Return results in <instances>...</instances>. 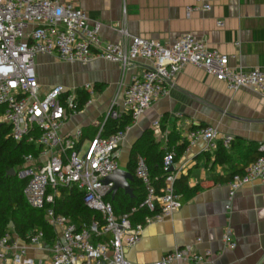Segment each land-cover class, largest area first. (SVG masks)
Listing matches in <instances>:
<instances>
[{
    "label": "built area",
    "instance_id": "1",
    "mask_svg": "<svg viewBox=\"0 0 264 264\" xmlns=\"http://www.w3.org/2000/svg\"><path fill=\"white\" fill-rule=\"evenodd\" d=\"M196 1V5L185 6L186 15L193 10H210L215 0ZM223 24L222 20L217 21L218 26ZM100 26L71 0H0V122L10 127V136L16 141L25 139L35 145L37 151L23 156V164L15 174L26 182L23 191L28 204L43 210L46 223L54 232L47 241L42 229H34L19 245L8 230H0V264H130L125 249L139 241L144 225L181 207L174 182L184 164H176L174 150L166 153L162 159L163 184L156 189L149 179L145 159L138 156L135 174L146 193L137 206L120 215L105 200L113 184L103 180L118 168V149L129 125L167 93L173 76L185 65L203 69L224 81L231 91L245 88L264 99L263 69H233L227 54L208 47L192 33H182L173 43L161 44L120 29L121 41L105 42L95 49ZM41 53L55 54L70 63L102 58L119 63L123 70L139 58L149 60L150 64L131 77L120 103L111 100L99 130L82 143L80 128L68 135L60 133L68 113L74 112L76 91L71 93L56 84L40 93L34 58ZM83 89L89 95L94 93L90 84ZM125 112L132 117L130 124L107 136L101 134L107 118H118ZM152 125L157 128L158 121ZM232 141V135L220 133L211 125L196 126L186 131L183 152L199 142L204 143V150L213 151L218 143L229 147ZM258 150L260 154L242 172L230 177L229 200L243 183H264V142ZM73 186L82 191L84 205L98 213L90 221L77 224L56 212L61 188ZM142 210L147 211L143 220L134 222L132 217ZM222 240L228 248L236 246L230 227L225 228ZM44 241L48 242V260L34 263L22 258L28 245L41 246ZM210 257V250L200 254L191 245H185L166 251L152 264H202Z\"/></svg>",
    "mask_w": 264,
    "mask_h": 264
},
{
    "label": "crops",
    "instance_id": "2",
    "mask_svg": "<svg viewBox=\"0 0 264 264\" xmlns=\"http://www.w3.org/2000/svg\"><path fill=\"white\" fill-rule=\"evenodd\" d=\"M71 1L86 11L90 21L101 23L95 49L105 42L121 41L120 29L161 44L173 43L179 35L189 32L203 39L208 47L227 54L233 69L264 70V0H215L210 10H193L189 15L185 6L196 5V0ZM218 20L223 21V26L217 25ZM149 64V60L139 58L123 70L119 63L102 58L88 63H70L45 53L34 58L41 94L56 84L73 91L84 90L85 84L95 86L87 103L69 112L60 128L63 135L80 128L82 143L99 130L111 100L120 103L131 77ZM156 120L158 127L154 128ZM200 125H211L220 133L232 135L234 146L229 152L233 164L242 167L248 148L245 142H264V99L245 88L231 91L224 81L203 69L185 65L173 76L167 93L129 125L118 149V168L131 173V147L144 131L152 130L161 148L168 146V135L175 133L178 139L172 145L174 150L175 145L184 143L187 130ZM203 148L204 143L199 142L175 160L177 165L184 164L181 174L186 175L188 186L199 189L193 195H180L181 207L171 215L144 225L139 241L125 249L130 264H152L166 251L185 245L200 254L211 251L210 259L202 264H264V183H243L229 200L230 178L215 179L226 176L231 165L213 164L215 149ZM206 152L211 153L209 158ZM140 214L135 213L132 220L142 221ZM226 227L231 229L234 248L226 247L222 240ZM8 231L17 244H23L24 238ZM47 244L28 245L22 258L34 263L48 260Z\"/></svg>",
    "mask_w": 264,
    "mask_h": 264
},
{
    "label": "trees",
    "instance_id": "3",
    "mask_svg": "<svg viewBox=\"0 0 264 264\" xmlns=\"http://www.w3.org/2000/svg\"><path fill=\"white\" fill-rule=\"evenodd\" d=\"M95 90V86H93ZM90 95L86 90L76 91L74 111L80 110L89 100ZM132 122L129 113H123L118 118H107L102 125L101 134L107 136L116 130L124 128ZM204 126V125H200ZM82 138V137H81ZM178 137L175 133L168 135V146L159 147V144L153 139V131L146 130L133 143L130 151L128 162L129 170L133 179L131 188L133 193L130 195L124 190L118 189L114 193H109L105 200L112 204L116 215H120L129 211L131 207L137 206L144 198L146 190L143 182L135 174L136 161L138 156H142L149 168V179L156 189L163 184L164 171L162 169V159L166 153L172 149ZM82 142V140H80ZM247 144V156L242 160L243 166L233 164V156L229 150L234 146V141L226 148L222 144H218L217 148L212 152L213 164L231 165V171L224 177H217L215 180L225 181L229 179L233 173H240L244 167L250 163L256 156L260 154L258 145L250 142ZM185 143L174 146L176 151L175 160L181 156ZM37 150L35 145L27 142L25 139L16 141L10 136V127L0 122V230H12L20 237L26 239L29 232L34 229H42L45 233V240H49L53 236V229L46 223L44 212L41 209L31 207L26 201L24 195L25 180L17 177L16 174H8L13 168L15 171L23 164V156L26 153H35ZM209 158L210 152H206ZM175 191L181 196L193 195L199 187H189L186 175L181 174L175 179ZM56 212L67 215L77 224L84 221H90L94 215H98L96 211L87 208L82 201V191L76 186L61 188V194L56 200ZM140 219L142 220L147 211H140ZM12 227H9V224Z\"/></svg>",
    "mask_w": 264,
    "mask_h": 264
},
{
    "label": "water",
    "instance_id": "4",
    "mask_svg": "<svg viewBox=\"0 0 264 264\" xmlns=\"http://www.w3.org/2000/svg\"><path fill=\"white\" fill-rule=\"evenodd\" d=\"M10 175L15 174V170L11 168L8 172ZM133 179L131 173L127 170L116 168L112 173L104 178L103 182H112V192L114 193L118 189L124 190L125 193L132 194V189L129 186V182ZM12 227V224H9Z\"/></svg>",
    "mask_w": 264,
    "mask_h": 264
},
{
    "label": "rangeland",
    "instance_id": "5",
    "mask_svg": "<svg viewBox=\"0 0 264 264\" xmlns=\"http://www.w3.org/2000/svg\"><path fill=\"white\" fill-rule=\"evenodd\" d=\"M73 92V90H71V93Z\"/></svg>",
    "mask_w": 264,
    "mask_h": 264
}]
</instances>
